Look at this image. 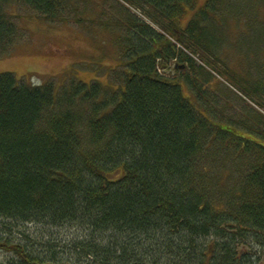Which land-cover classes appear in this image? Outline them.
I'll use <instances>...</instances> for the list:
<instances>
[{
	"label": "trees",
	"instance_id": "1",
	"mask_svg": "<svg viewBox=\"0 0 264 264\" xmlns=\"http://www.w3.org/2000/svg\"><path fill=\"white\" fill-rule=\"evenodd\" d=\"M130 1L164 34L127 14V36L161 58L175 57L167 35L205 59L213 53L182 34L206 23L196 15L180 26L182 1L194 0ZM13 2L51 23L89 13L79 6L88 0H0V56L24 36L6 10ZM130 41L124 88L78 83L55 98L51 83L0 73V228L73 225L83 234L70 250L86 264H264V130L217 133ZM0 248L15 257L0 264H74L48 241L37 252L0 238Z\"/></svg>",
	"mask_w": 264,
	"mask_h": 264
},
{
	"label": "rangeland",
	"instance_id": "2",
	"mask_svg": "<svg viewBox=\"0 0 264 264\" xmlns=\"http://www.w3.org/2000/svg\"><path fill=\"white\" fill-rule=\"evenodd\" d=\"M88 1L85 7L89 9V13L85 17L92 19L88 24L83 20L85 17L81 18L83 20L81 23H78L75 17L68 22L51 23L17 2L8 5L7 10L14 15L15 22L23 30L24 36L9 54L0 56V73L11 72L18 80L26 83L51 82L56 92L69 81L83 83L96 81L113 89L114 85L119 83L118 72H122L121 65L126 60L119 56L118 47L113 40L115 36L124 35L126 24L123 20V26L115 28L116 32L110 31L114 26L110 17L113 16L119 24L120 14L115 12L113 7H120L122 4L123 9L124 4L120 0ZM209 1L211 0H197L199 5H203L200 9L210 20L205 24H201L203 23L201 21L195 34L214 55L219 56L224 64L222 69L225 73L222 77L231 88L222 81L217 83L215 79H212L208 86L237 98L241 107H247L251 113H256L255 100L247 96L250 102L244 101L239 95L244 96L246 93L244 91L243 94L241 91L236 93L233 87L239 89L234 81L239 78L247 90L255 88L260 84L259 77L264 76V0H213L211 3ZM207 4L208 9L204 8ZM216 6L218 10H213L212 8ZM190 12L186 10L181 27L191 19H200ZM145 15H148L146 11ZM103 22H106L109 28L102 26ZM260 96L264 101L263 94ZM189 101L201 115H207L204 108L195 104L193 97H189ZM232 102L229 101L224 109L218 107L209 109L218 111L215 115L218 123L236 126L239 124L237 118L241 122H247V119L240 118L234 112L238 104L235 102L232 106ZM262 130L264 128L259 129L257 133ZM243 136L250 137L248 134ZM21 232L24 235H20ZM82 234V231L73 225L53 228L29 223L21 226L14 224L7 229L0 228L2 240L9 239L15 242L26 239L37 252L40 251L38 248L42 246V241H48L49 246L56 248L63 261L70 260L74 264H86L79 261L77 255L72 254L70 250L71 243ZM259 252L258 255L263 261L264 249ZM13 259H15L13 252L0 248V263H7Z\"/></svg>",
	"mask_w": 264,
	"mask_h": 264
},
{
	"label": "bare ground",
	"instance_id": "3",
	"mask_svg": "<svg viewBox=\"0 0 264 264\" xmlns=\"http://www.w3.org/2000/svg\"><path fill=\"white\" fill-rule=\"evenodd\" d=\"M120 1L123 2V4H124L123 7L125 9L123 8V12H122L121 11V9H122L121 5L122 4L120 5V7L116 6L117 8L115 9V12L120 14V21L118 24L117 20L114 19L113 16L110 17L113 20V22H111V23H113V25H114L111 30L109 29L110 31L116 32L115 28L118 29L119 27L123 26V20L125 21L123 15L128 14L133 18H136L140 21L145 22L154 31H157L160 34H164L163 31L160 28H158V26L156 24H154V22L150 19L149 15H145V11L148 13L145 5L136 4L130 0H120ZM211 1H209V3H211ZM215 1H217V0H215ZM182 2L183 3H181L180 6L182 7L183 11L186 12V10H189L192 13H194L195 15H198L199 17H204L203 15H205V17L208 18V16H206V14H204L201 11L202 9H200V8H202L203 5H199L197 0H194V4L188 3L189 5L186 4L187 2H184V1H182ZM85 4H87V3H80L79 6L85 7ZM208 4L204 8L208 9V7H209ZM6 10H7V6H6ZM93 10H95V8H93ZM9 14L12 16V18L15 22L14 15L11 14L10 12H9ZM201 14H203V15H201ZM83 20H85L87 22V24L90 22V20L87 17H85ZM83 20H81V21L83 22ZM209 20H210V18L208 20H206L205 22L208 23ZM81 21H80V23H81ZM201 21H202L201 19H200V21L198 20V22H201ZM198 22H197V24H195V23L190 24V28L189 27L186 28L188 23L183 25V28H186V29H184L182 31V34L183 35H189L190 32H193L195 34L198 31ZM105 23L106 22H103L102 26H104V27L107 26ZM125 24L127 25L126 22H125ZM181 24H183L182 20H181ZM167 38L169 39V41H171V43L174 44L175 50H176L175 51V57H172L169 59L161 58L159 56V54H160L159 51L151 49L148 46H144L143 44H141V42H140L141 39L138 36H136V35L127 36L126 29H125L124 35L115 36V39L113 41L115 42V45L118 47V53H119V56L121 58H123V48H122L123 42H126L127 44H129V43H131L130 39L134 43L137 44L134 46V48L138 53L140 52L142 54H146V52H147L146 56L153 57L155 59L153 61H154L155 68H156L158 75L160 77L166 79V81L169 82L170 84L178 86L180 91L182 92L181 94L188 101H189V97H193L195 104L201 106V108H204L207 111V115L203 116L197 110L196 111L202 117H204V120H206L209 124L213 125L215 128L218 129L217 133H232V136H236L239 139L240 138L244 139L247 137H245L243 135L254 134V133H257L259 129L261 130L262 128H264V101L262 100V97L260 96L262 94L264 96V76L259 77V82H260L259 85H257L255 88L254 87L248 88V90L246 89V87H244L243 82L239 78L234 80L236 86L239 89H235L233 87V90L236 93L240 92V91L242 93L244 91V93L247 94L246 95V94L242 93L244 96L239 95V97H242V99L244 101L249 99L247 96H249L253 100H255L254 101V106H255L254 111L256 113L252 112L253 113L252 114L247 109V107L243 108V107H241V105H239V103L237 102V98H233L232 96L225 95L223 91H221L220 89H216L213 86H208L210 84V81L212 79H215V81H217V83H219V81H222L231 88V85L228 84L227 82H225L223 77H222V74L225 73V71L222 69V68H224V64L220 60L219 56H216L213 53L207 54L206 55L207 60H206L205 58H203L201 51L192 50L191 48H188V47H182V45L179 43V41H177L175 35L174 36L173 35H167ZM140 44H141V47L139 46ZM208 59L210 60V62ZM127 60H129V59H127ZM127 60H126V65H125V63H123V65L121 66L123 68V70L126 69L127 67H129V65H130L127 62ZM123 70L120 73L118 72L117 79H118L119 83H116L114 85L113 89H111L109 86L106 87L107 89H109L108 91L117 89L118 87L124 88L125 76L123 75ZM2 73H4V72H2ZM193 73L197 74V76H193ZM185 77H188V80L190 83L185 84V82L183 81L185 79ZM195 78H197V79H195ZM91 82L92 81H90L89 83H84V84L88 85ZM48 83H51V82H48ZM48 83L39 82L36 84H33V83H28V84L32 85V86H41V85H45ZM78 83H83V82L69 81L68 83L63 85L57 92L54 89L53 96L55 98H58L62 94L61 92L65 88H67L66 86L70 87L71 85H73L71 87H75V85H77ZM210 89H212L213 91ZM246 90H247V92H246ZM221 100H222V102H221ZM229 101H233L231 103L232 106L234 105L235 102H237L238 108L234 112L240 118L243 117L244 119H247V122H241L237 118V121H239V124L236 126H228L225 124L218 123L217 119H215V117H216L215 115L218 111L217 112L213 111V110L209 111V109L213 108V107H215V108L218 107V108L224 109L223 107L226 104H228ZM247 101L250 102L249 100H247ZM209 112H211V113H209Z\"/></svg>",
	"mask_w": 264,
	"mask_h": 264
}]
</instances>
